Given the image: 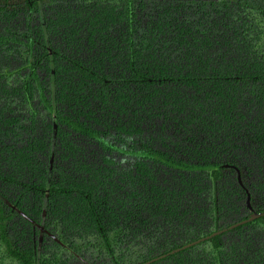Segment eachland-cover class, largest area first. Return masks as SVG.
Instances as JSON below:
<instances>
[{
  "label": "trees",
  "instance_id": "trees-1",
  "mask_svg": "<svg viewBox=\"0 0 264 264\" xmlns=\"http://www.w3.org/2000/svg\"><path fill=\"white\" fill-rule=\"evenodd\" d=\"M0 264H264V0H0Z\"/></svg>",
  "mask_w": 264,
  "mask_h": 264
},
{
  "label": "water",
  "instance_id": "water-1",
  "mask_svg": "<svg viewBox=\"0 0 264 264\" xmlns=\"http://www.w3.org/2000/svg\"><path fill=\"white\" fill-rule=\"evenodd\" d=\"M246 205H247V207H249V206H248V199H246ZM262 214H263V213H254V212H252V213L249 215L248 219H246V221H247V220L254 219V218H257V217L261 216ZM243 222H245V221H241V222L236 223V224H241V223H243ZM233 226H235V225H232L231 227H233ZM231 227H230V228H231ZM217 233H219V232L217 231V232L213 233V234L210 235V236H213V235H215V234H217ZM201 240H203V239L196 240V241H194V242H192V243H189V244L183 246L182 248H185V247L191 246V245H193V244H195V243H197V242H199V241H201ZM175 251H176V250L172 251L171 253H173V252H175Z\"/></svg>",
  "mask_w": 264,
  "mask_h": 264
}]
</instances>
